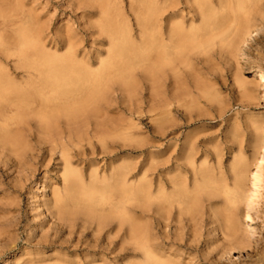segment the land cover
Returning a JSON list of instances; mask_svg holds the SVG:
<instances>
[{
	"label": "rangeland",
	"instance_id": "1",
	"mask_svg": "<svg viewBox=\"0 0 264 264\" xmlns=\"http://www.w3.org/2000/svg\"><path fill=\"white\" fill-rule=\"evenodd\" d=\"M121 1L129 30L138 43L142 29L130 11V0ZM157 1L166 11L159 21L164 37L173 25L180 26L185 33L202 29L203 11L194 0ZM205 1L209 9L221 16V31H213L214 35L208 33L204 39L206 34L202 35L192 47L173 55L174 63L164 72L157 91L141 78L135 83V96L127 101V95L115 88L113 95L119 97V102L111 103L112 108L98 121L102 120L109 129L123 122L119 134L95 136L92 127L90 130L85 127L80 133L81 143L75 142L66 150L70 152L72 168L84 183L95 177L101 183H110L113 180L105 181L103 175L110 177L123 165L134 163L138 166L135 169L138 175L129 180L130 184L145 181V188L152 195L163 190V193L181 191L160 222L156 211L144 214L140 209L135 217L138 225L147 231L154 250L160 251L154 255L160 263L264 264V165H258L260 148L264 145V83L255 71L264 72V0L263 9L248 21L250 35L240 43L238 21L227 7L220 6L221 1L233 6L236 0ZM66 2L10 0L4 4L0 0V7L10 5L13 9L14 5V11L31 15L37 24L48 27L50 35L56 32L63 35L70 28L75 30L81 22L79 16L70 15L71 8ZM84 17V21L90 20L88 15ZM97 19L98 16L90 22ZM225 22L226 28L230 25L227 29ZM106 49L104 45L102 50ZM89 51L96 69L105 55L90 46L86 49ZM0 66L11 73L15 63L11 67ZM15 78L20 82L26 76L20 74ZM92 123L94 126L95 122ZM42 138L47 140L46 135ZM35 142L31 139L30 144ZM43 147L45 152L50 149L48 144ZM131 147L135 153L130 152ZM61 152L59 147L54 158L47 154L41 162L22 167L16 164L15 152L0 147V264H83V261L86 264H143L142 251L132 255L122 250V245L128 244L116 238V229L110 235L119 241L114 252L86 256L83 249L91 237L79 236L80 221L73 228V234L56 224L51 215L55 199L75 193L65 189V161ZM155 165L160 170L158 177L154 176ZM205 172L211 183L221 189L215 199L210 198L213 201L201 192L197 194L205 182ZM253 173L257 174L254 202L249 208L242 203L238 209L240 235L246 247L234 246L230 254H224L229 247L223 239V190L227 186L233 188V180L238 177L244 178L249 186ZM247 212L253 221L247 218Z\"/></svg>",
	"mask_w": 264,
	"mask_h": 264
},
{
	"label": "bare ground",
	"instance_id": "2",
	"mask_svg": "<svg viewBox=\"0 0 264 264\" xmlns=\"http://www.w3.org/2000/svg\"><path fill=\"white\" fill-rule=\"evenodd\" d=\"M1 1L7 4L10 0ZM262 1L236 0L233 6L221 1L220 6L227 7L238 21L239 43L243 37L250 35L248 21L256 17L260 8L263 9ZM66 3L71 8L70 15L79 16L81 22L75 30L70 28L63 35L59 32L50 35L48 27L37 24L31 15L14 11L13 4V9L10 5L0 7V65L11 67L15 63L11 73L0 68V147L15 152L16 164L22 167L41 162L47 154L53 157L61 147L65 161L63 180L67 182L65 189L75 193L55 199L51 215L61 230L67 228L71 234L80 221L79 236L91 237L89 243L85 240L83 252L87 253L86 256L114 252L113 248L119 241L113 240L110 235L116 229V238L128 244L127 247L123 244L122 250L132 255L142 251L145 256L143 264H169L156 260L154 255H159L160 251L154 250L147 231L138 225L135 217L140 209L144 214L156 211L157 221L160 222L166 217L174 198L181 196L178 187L174 193H163V190L152 195L146 190L145 181L130 184L129 180L138 175L135 170L138 166L134 163L123 165L110 177L103 175V180H113L110 183H101L97 177L84 183L80 174L72 168V158L66 149L75 142L81 143L80 133L85 127L89 130L92 127L95 136L119 134L123 122L114 124L111 129L102 123L112 108L111 103L119 102V97L113 95L115 88L127 95V101L135 96L138 79L149 81L157 91L164 72L174 63L173 55L192 47L197 38L206 34L204 39L209 34L214 35L213 31H221V16L209 9L205 0H194L193 3L203 11L202 29H190L185 33L180 26L173 25L169 35L164 37L159 21L166 13L165 7L157 0H130V11L142 29L137 43V37L132 36L126 22L121 0H67ZM86 15L90 19L88 22L84 21ZM97 16L95 22H90ZM225 31L222 30V33L226 34ZM104 45H107L105 51L102 50ZM89 46L103 51L104 54L100 55H105L96 69H93L96 62L91 61V51L86 52ZM255 71L264 83V72ZM13 74H21L26 79L18 82ZM61 128L65 131L58 130ZM65 132L68 133L66 137ZM43 135L47 140H43ZM31 139L36 140L34 145L30 144ZM46 144L50 146L47 152L43 147ZM131 148L130 152L135 153L134 147ZM260 149L258 165H264V145ZM120 150L123 152V148ZM243 168L242 171H246ZM153 170L155 177L160 176L157 166ZM203 177L205 182L197 189V194L201 192L202 196L215 199L221 194L220 188L211 183L207 172ZM243 179L235 178L233 188L227 186L222 193L225 206L223 239L229 247L224 254H230L234 246L239 249L246 247L240 235L238 209L242 203L247 208L253 204L257 174H252L249 186ZM43 183L46 180L43 179ZM152 203L157 204L155 210ZM247 218L253 221L249 212ZM83 264L86 262L83 261Z\"/></svg>",
	"mask_w": 264,
	"mask_h": 264
}]
</instances>
